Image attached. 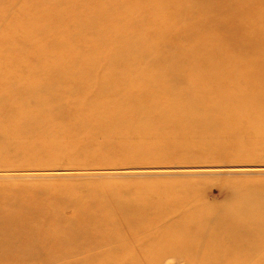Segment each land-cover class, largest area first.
<instances>
[{
	"label": "bare ground",
	"instance_id": "obj_1",
	"mask_svg": "<svg viewBox=\"0 0 264 264\" xmlns=\"http://www.w3.org/2000/svg\"><path fill=\"white\" fill-rule=\"evenodd\" d=\"M28 1L0 0L13 41L0 46V156L38 151L51 131L44 147L60 151L264 152V0H31L41 14L25 20ZM184 180L138 182L140 196L128 181L61 183L45 204L38 182H0V264H264V180L229 185L223 204L196 202L199 182Z\"/></svg>",
	"mask_w": 264,
	"mask_h": 264
},
{
	"label": "rangeland",
	"instance_id": "obj_2",
	"mask_svg": "<svg viewBox=\"0 0 264 264\" xmlns=\"http://www.w3.org/2000/svg\"><path fill=\"white\" fill-rule=\"evenodd\" d=\"M18 4L19 3L17 2L15 4H12L11 13L9 14L10 17L12 16V19H15L16 17V19L18 20L21 15L18 9ZM33 4L35 3L31 0L26 3L29 12L25 17V20L26 18H29V16H31L33 20L37 19L41 14V12L36 8L37 6L33 7ZM3 24L4 22L0 20L1 27H3ZM66 30L71 31L72 29L71 27H66ZM15 37L16 39L20 38L19 33H16ZM3 44L11 45L13 44V41H11V39H8L7 41L0 38V46ZM128 58L129 57L127 56L126 59ZM63 65H65V62L62 63V66ZM64 68L65 66L63 67V69ZM98 71L100 72V69ZM47 76L48 74L46 69H42V71L38 72V77L40 79H45L47 78ZM132 90L135 91L137 90V88L132 87ZM80 96H82L86 105L92 106L96 101H98L97 98H95L93 95L88 94V92H85ZM22 108L26 113H30L35 110L36 105L32 99H26L25 103H23ZM102 115V113L97 114L94 117V121L98 122ZM82 126L83 124L81 123L80 127ZM53 133L51 131V133L43 134L44 136L51 135L50 138H48V136L44 137L43 135H41L37 139V144L41 146L38 151L36 149L32 150V148H29L28 152L20 153L15 150L13 152H10L11 155L6 154L4 156H0V182H2L4 185L13 184L17 181L18 183H22L21 181L30 183L38 182L40 185L48 189V191L43 192V194H41L39 197L43 203H47L51 198V195H49V193L47 192H60V186L64 183H69L71 185L75 183L77 185H82L83 183L89 185L93 182L109 183L111 181H128V183H131L132 185L131 194L133 196H140L142 194V191L138 188V182H148L149 184H152L155 182H178L180 180L183 181L184 179H187L186 181H189L190 179L191 181L196 180L199 182L197 187L194 188L193 192L194 200L196 202L223 204L230 199L231 187L229 185H233L237 182L240 183L242 180L245 181L246 179L247 181H255L256 179L259 181H261L260 179L264 180V156H257L264 155V152L260 150L256 151V153L254 154L256 156L252 157V155H250L252 158L249 155H242L241 157L237 158H231V156L230 158L212 157L211 159L213 160H211L210 158V160H206L205 158H201L202 156H195L197 155L196 153L187 156L186 159H173L172 156H160L153 153H147L146 156L144 154H137V156H135V154L131 156L128 153H107L108 155H110V157L108 158L107 154L102 155L90 150L83 151L77 144H72L71 146L68 145V149L62 151L54 148L46 149V147H44L46 146V143L48 141V144L52 143L51 138L57 136L56 133ZM81 136L86 135L82 134ZM94 138L95 137L93 136H86V139H88L89 141L94 140ZM1 144L3 143L0 141V145ZM125 157L129 158H127L128 161L125 159ZM199 157L201 158V161ZM244 157H246L247 160ZM136 164L138 165L136 166ZM143 164L146 165L144 166ZM60 171H66L67 173L64 172L63 174L65 175H57ZM68 171L72 173L69 172L70 175L66 176V174H69ZM252 178L254 180H252ZM83 192L84 186H81L78 194V196H82L80 201H83L84 199L83 197L85 196V193L83 194ZM2 205L3 202L1 203L0 201V206ZM153 221L154 222L151 225L152 228L156 229L160 227L162 229L161 220L157 218ZM31 225L35 224L31 223ZM149 229L150 228L146 226L145 229H141L146 231L145 233H138L136 235L137 239L142 240V243L140 245L143 246L144 251L149 250L147 241L151 238L153 232ZM157 237L158 240L164 239V231L162 230L161 235H158ZM162 264H175V262L169 259Z\"/></svg>",
	"mask_w": 264,
	"mask_h": 264
}]
</instances>
